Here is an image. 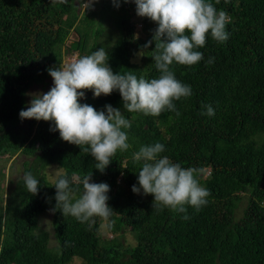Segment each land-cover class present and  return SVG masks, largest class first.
<instances>
[{"label": "trees", "instance_id": "1", "mask_svg": "<svg viewBox=\"0 0 264 264\" xmlns=\"http://www.w3.org/2000/svg\"><path fill=\"white\" fill-rule=\"evenodd\" d=\"M206 2L227 13L229 38L217 42L209 32L204 47L195 49L203 60L170 66L176 79L192 89L191 96L173 101L179 116L167 109L158 117L128 113L118 91L98 98L85 91L81 104L98 111L111 105L131 122L130 129H122L129 149L118 150L101 173L90 148L84 152L87 145L63 141L54 122L30 120L21 129L25 94L52 80L49 68H62L70 57L100 47L115 74L159 78L155 43L144 48L157 25L133 19L131 0H118L119 7L113 0H98L95 9H83L82 0H0V157L25 156L24 176L31 172L40 181L34 196L22 177L0 199V264H71L74 259L82 264H264V0ZM203 105H211L215 115H202ZM157 142L165 147L160 157L201 169L199 182L211 195L199 210L190 205L184 213L157 210L152 195L132 192L133 185L139 187L143 163L133 154ZM51 165L70 180L73 202L83 193L79 181L85 175L107 183L113 214L81 223L60 208L54 211L55 182L45 173ZM46 212L52 215L54 247L39 222ZM126 233L135 244L124 240Z\"/></svg>", "mask_w": 264, "mask_h": 264}, {"label": "clouds", "instance_id": "2", "mask_svg": "<svg viewBox=\"0 0 264 264\" xmlns=\"http://www.w3.org/2000/svg\"><path fill=\"white\" fill-rule=\"evenodd\" d=\"M68 4L69 0H60ZM98 0H82L81 7L88 9ZM129 3L130 0H122ZM136 5V14L148 18L157 25L144 48L155 43L153 59L155 67L161 73L159 78L146 80L137 78L132 71L115 74L108 64V52L100 47L89 55L80 57L60 68L48 69L53 86L47 93H26L31 97L29 105L19 112L23 120L54 122L55 131L60 138L76 146L87 145L82 150L88 152L96 160L95 168L101 173L111 163V158L118 150L127 151L130 147L128 135L122 129H130L131 122L117 108L105 105L97 110L93 106L79 101L85 98V91L91 90L94 98L109 96L118 91L123 107L128 113L140 112L154 117L160 116L165 109L176 111L174 100L191 96L189 85L182 84L170 70L173 62L179 65L192 66L203 60V53L196 51L204 47L207 35L217 42H225L229 38L225 30L228 15L219 12L212 3L206 0H131ZM119 7L118 0H113ZM187 33V34H186ZM214 58L207 61L212 64ZM206 113L214 116L211 105H203ZM176 115L180 113L176 111ZM81 148V147H80ZM165 151L163 144L141 146L133 154L135 162H143L138 172V185L132 186V192L154 197L153 207H163L179 213L186 212L185 205L196 210L207 204L210 191L201 186L199 175L201 169L183 168L173 163L167 156L160 157ZM73 180H79L73 174ZM25 186L33 196L38 193L40 181L31 172L24 176ZM83 193L73 202L74 192L70 188V180L58 175L55 180L56 207L64 216L71 215L81 223H86L94 216L109 217L113 210L108 206L107 183L92 182V173L81 181ZM188 219L187 216L184 217Z\"/></svg>", "mask_w": 264, "mask_h": 264}, {"label": "rangeland", "instance_id": "3", "mask_svg": "<svg viewBox=\"0 0 264 264\" xmlns=\"http://www.w3.org/2000/svg\"><path fill=\"white\" fill-rule=\"evenodd\" d=\"M95 7H96L95 5H92L89 9H95ZM82 8L85 9L84 7ZM133 19H136L137 21L139 19V16L136 14V12L134 13ZM137 31L139 32V35L142 34V25L140 22H138L137 24ZM72 40H73V37L70 39L67 45H69ZM76 59H78L77 55L70 57V60L66 62V65L70 64ZM52 86H53V80H50L45 85L33 86L28 91V93H47L51 89ZM30 99L31 97L27 95V98H26L27 106L30 103ZM29 121L30 120H23L20 126L21 129H27ZM25 159H26L25 156L20 155V154L12 157L11 159H8V157L6 156L0 157V173H3L4 179H5L4 183L0 182V199L3 196L5 197V194H7L12 188H14L15 183L20 178L24 177L23 162ZM45 173H46V177L48 178L49 182L54 183L55 180L58 178V175L63 174L64 171L60 169L57 165H51L47 167ZM1 177L2 176L0 174V178ZM3 187L5 190L4 194L1 190V188ZM239 216H241V212H239ZM51 221H52V215L51 213H47V212L44 213L39 219V222L41 223L43 228L46 229L51 235L50 247H54L57 245V242L52 236L53 229H52ZM124 240L128 243L135 244L134 237L130 233L125 234ZM71 264H82V262L79 259H74Z\"/></svg>", "mask_w": 264, "mask_h": 264}, {"label": "bare ground", "instance_id": "4", "mask_svg": "<svg viewBox=\"0 0 264 264\" xmlns=\"http://www.w3.org/2000/svg\"><path fill=\"white\" fill-rule=\"evenodd\" d=\"M115 103V102H114Z\"/></svg>", "mask_w": 264, "mask_h": 264}]
</instances>
